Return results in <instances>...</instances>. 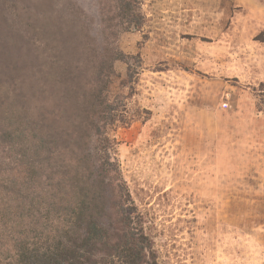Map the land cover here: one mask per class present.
Returning <instances> with one entry per match:
<instances>
[{
    "label": "rangeland",
    "instance_id": "obj_1",
    "mask_svg": "<svg viewBox=\"0 0 264 264\" xmlns=\"http://www.w3.org/2000/svg\"><path fill=\"white\" fill-rule=\"evenodd\" d=\"M45 138L114 163L144 264H264V0H0L3 224L60 181Z\"/></svg>",
    "mask_w": 264,
    "mask_h": 264
},
{
    "label": "trees",
    "instance_id": "obj_2",
    "mask_svg": "<svg viewBox=\"0 0 264 264\" xmlns=\"http://www.w3.org/2000/svg\"><path fill=\"white\" fill-rule=\"evenodd\" d=\"M81 117L79 123L83 124V129L77 143L85 148L87 143L83 138L90 136L93 129L96 136L99 131L96 123L86 120V116ZM39 141L37 149L46 150L40 164L43 169L54 170L56 176L58 169L55 168L59 164L50 166L48 160L54 149L47 147L50 143L46 138ZM79 151L82 154L76 158L79 167L56 176V180H60L57 184L48 182L46 197L40 194L36 197L37 193L30 195L29 202L22 206L25 208L22 216L17 214L11 218L12 225L0 222L3 224L0 227V264H144L147 244L143 242L147 239L138 233L137 219L125 214L126 209L132 214L136 209L127 204L129 195L116 166L105 153L99 155L98 148L92 155ZM4 190L5 187L0 195ZM49 191H53L56 201L52 194L49 197ZM108 209L116 211L121 233L103 227L101 218ZM9 210L10 206L5 204V213ZM25 219L32 224L31 228L26 226ZM115 235L119 238L112 242L110 238ZM134 239H140L141 243ZM100 246L105 248L102 259L91 253ZM147 253L150 261L145 264H160L152 251Z\"/></svg>",
    "mask_w": 264,
    "mask_h": 264
}]
</instances>
